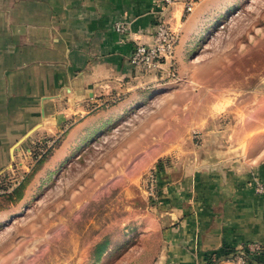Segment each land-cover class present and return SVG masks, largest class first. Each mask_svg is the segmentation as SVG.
I'll list each match as a JSON object with an SVG mask.
<instances>
[{
    "label": "crops",
    "instance_id": "1",
    "mask_svg": "<svg viewBox=\"0 0 264 264\" xmlns=\"http://www.w3.org/2000/svg\"><path fill=\"white\" fill-rule=\"evenodd\" d=\"M185 1L164 10L161 0H0V155L43 116L48 136L92 139L166 80L163 70L128 61L135 42L152 41L157 17L180 31L178 61L191 34L237 0H195L188 14ZM118 21L126 33L115 30ZM249 109L251 118L231 123L223 138L203 137L189 163L167 160L160 211L143 228L153 244L130 246L116 264L147 252L146 264H206L248 241L264 244V193L255 191L264 184V114ZM256 258L248 264H264V253Z\"/></svg>",
    "mask_w": 264,
    "mask_h": 264
},
{
    "label": "rangeland",
    "instance_id": "2",
    "mask_svg": "<svg viewBox=\"0 0 264 264\" xmlns=\"http://www.w3.org/2000/svg\"><path fill=\"white\" fill-rule=\"evenodd\" d=\"M226 9L177 52L174 79L163 80L92 139L63 143L61 132L48 136L39 129L43 116L23 140L36 125L9 142L13 151L0 155V264H116L130 246L153 244V236L142 234L160 211L167 160L189 163L203 137L223 138L231 123L251 118L250 104L264 114V0H237ZM43 149L47 160L36 165L18 199L13 190ZM153 169L152 197L144 181ZM98 244L104 245L100 254ZM150 257L142 253L132 264Z\"/></svg>",
    "mask_w": 264,
    "mask_h": 264
},
{
    "label": "built area",
    "instance_id": "3",
    "mask_svg": "<svg viewBox=\"0 0 264 264\" xmlns=\"http://www.w3.org/2000/svg\"><path fill=\"white\" fill-rule=\"evenodd\" d=\"M163 9H167L174 0H161ZM195 0H186L184 3V14L192 11ZM115 30L126 33V26L122 22H116ZM180 31L173 28L160 15L153 24L152 41L150 43L135 42L128 56L129 63L143 72H155L163 70L166 79L176 77L175 51L179 43ZM166 65L165 67H163ZM111 103L116 102V98L110 99ZM55 139L51 138L47 142V148L51 147ZM45 153L44 149L42 154ZM146 193L154 196L158 186L157 170H151L144 181ZM255 191L259 194L264 193V184L256 182ZM264 253V244L258 241H248L239 248L238 251L221 257L215 264H248L251 259Z\"/></svg>",
    "mask_w": 264,
    "mask_h": 264
},
{
    "label": "trees",
    "instance_id": "4",
    "mask_svg": "<svg viewBox=\"0 0 264 264\" xmlns=\"http://www.w3.org/2000/svg\"><path fill=\"white\" fill-rule=\"evenodd\" d=\"M59 142V141H58ZM47 154L46 153H43L40 157H39V159L36 161V164H35V167H33L32 169H31V171L29 172V173H27L26 174V176H25V180H23L20 184H19V186L18 187H16V188H14V192H18V195H17V198L18 199H20L21 198V196H22V194H21V190L23 189V188H25V185H26V183H27V181H28V179L30 178V176L32 175V173H34V172H36V165L38 166H41L47 159H43V158H45V156H46ZM43 159V160H42ZM41 164V165H40ZM40 168V167H39ZM104 248V245L102 246V244H98V254H100L101 252H102V250H104L103 249ZM225 256H228V253L227 254H224ZM224 257V256H223ZM261 262V260H259L258 258H253V259H251V262H254V263H258V262ZM216 263V261L215 260H210V259H208L207 260V262H206V264H215Z\"/></svg>",
    "mask_w": 264,
    "mask_h": 264
},
{
    "label": "water",
    "instance_id": "5",
    "mask_svg": "<svg viewBox=\"0 0 264 264\" xmlns=\"http://www.w3.org/2000/svg\"><path fill=\"white\" fill-rule=\"evenodd\" d=\"M38 125H36L35 127H33L32 129H30L24 136H22L18 142H20L21 140H23V138H25L27 135H29L35 128H37ZM15 148V145L13 147H11V152L13 151V149Z\"/></svg>",
    "mask_w": 264,
    "mask_h": 264
}]
</instances>
